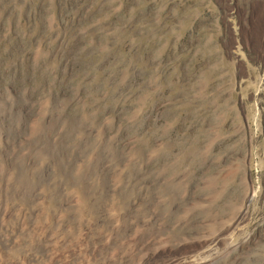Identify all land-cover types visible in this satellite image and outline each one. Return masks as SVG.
<instances>
[{"label": "rangeland", "instance_id": "obj_1", "mask_svg": "<svg viewBox=\"0 0 264 264\" xmlns=\"http://www.w3.org/2000/svg\"><path fill=\"white\" fill-rule=\"evenodd\" d=\"M15 184L31 225L54 199L72 228L139 231L143 255L264 264V0H0Z\"/></svg>", "mask_w": 264, "mask_h": 264}, {"label": "bare ground", "instance_id": "obj_2", "mask_svg": "<svg viewBox=\"0 0 264 264\" xmlns=\"http://www.w3.org/2000/svg\"><path fill=\"white\" fill-rule=\"evenodd\" d=\"M15 188L17 194L13 193L12 195H10V198H8L4 194V190H7L4 186H2V188L0 189V210L3 209V206L6 204L12 205V208L15 210L14 214H12V219L11 216L8 215V218L11 219L12 225L8 224L7 226H3L2 228H0V264H201L203 261V258L198 255H186L179 258H170L166 255L159 254L151 255L148 252L143 255L144 253L142 254L141 235L137 230L131 231V234L129 236H126L125 234H123L124 230L122 232H117L114 230L110 231V228L108 230H105L103 228L104 230H98L95 232L91 229V223L81 225L77 228H72L67 224L68 222H70L71 215L73 213L70 214V212L68 211L69 213H67V215H58V208H60L61 205L56 204L53 201L54 199L50 200V212L46 211L47 216L45 219L47 222L42 223L43 217H45V215L41 214L40 217L42 218V224L36 222V224L31 225L28 222V216L29 207L32 204L30 197H32L33 195L29 193V189L25 186L15 184ZM34 190L36 189L34 188ZM82 200L84 201V199ZM114 207L115 206L113 205V208ZM90 219L94 221V219L96 220L98 218L92 217ZM90 219H86L88 223ZM113 219H115V217ZM83 220L84 218L81 219V221ZM85 221H83L82 223H84ZM115 228H117V226ZM119 235H122V241H119ZM14 238H17V240L15 241L18 242L14 243ZM117 245H119L120 247ZM112 246L113 249L114 246H117V248L120 249L116 248L114 249L115 251L112 254H108V250ZM149 250L150 249H148V251ZM184 252L185 251H183V253ZM36 254H39V256L41 254L43 259L40 258L41 260L37 261ZM33 256H36V258L34 259Z\"/></svg>", "mask_w": 264, "mask_h": 264}]
</instances>
